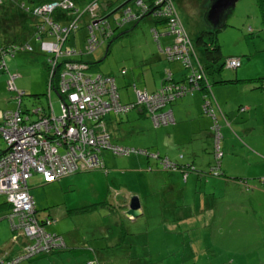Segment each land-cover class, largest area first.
I'll return each mask as SVG.
<instances>
[{
  "label": "rangeland",
  "instance_id": "obj_1",
  "mask_svg": "<svg viewBox=\"0 0 264 264\" xmlns=\"http://www.w3.org/2000/svg\"><path fill=\"white\" fill-rule=\"evenodd\" d=\"M173 2L194 42L199 36L194 31L210 30L204 20L210 0ZM84 24L82 19L79 28L69 34L63 50L68 46H83L87 34ZM153 26L159 29L151 15L127 23L116 30L117 37L110 43L106 41L83 56L91 62L88 73L114 78L121 104L134 100L132 80L125 84L129 74L134 71L135 81H139L141 68L158 64L149 60L158 51L151 31ZM204 37L209 41L208 35ZM216 40L222 58L213 67L205 68L209 81L214 87L219 86L214 92L212 107L219 110L220 105H225L229 109L224 112L228 117L226 123L241 121L238 132L233 124H227L228 127L221 121L220 111L219 114L215 111L219 137L216 147L214 132L209 137L200 135L188 141L184 129L179 127L173 136H166L167 125L154 127L145 112L142 118L138 117L139 107L119 114L110 112L107 117L115 118V123L112 120L107 127V121H102L113 142L149 152L158 150L160 157L177 164V169H163L158 160L145 155H114L103 150L108 157L105 167L110 170L106 175L105 171L96 169L45 184L39 173H33L28 185L35 202V216L53 219L48 228H82L86 239L94 237V247L115 243L101 251L110 253L109 260L115 261L114 264H264V187L257 180L264 175V24L258 0H238L216 33ZM34 47L33 52L5 56L8 71L17 75L16 90L8 87L6 70L1 71L0 122L4 112L17 109L14 99L17 90L25 93L22 110L48 106L45 54L36 42ZM42 51L50 50L43 47ZM196 51L204 64L203 46L196 45ZM230 56L241 59L240 67L234 70L225 65L217 70ZM234 71L239 74L238 81L229 82ZM219 80L227 82L219 84ZM49 99L55 115H59L61 100L55 91ZM245 105L251 114L239 110ZM191 111L194 121L199 120L195 110ZM229 113H233L231 119ZM249 114L247 121L245 117ZM200 123L204 122L200 120ZM240 126L253 127L252 141L244 136ZM175 139L180 143L175 144ZM216 153L220 156L216 157ZM218 161L220 171L223 166L230 178L247 179L249 188L239 186L233 179L224 181V177L210 174ZM133 195L138 197L143 211L140 209L139 216L129 219L125 209L116 204L122 200L127 205ZM107 199L119 201L108 205ZM2 228H10L5 217L0 219V242ZM5 238L12 240V232L8 231ZM23 263L26 262L18 264ZM105 263L109 264L108 260Z\"/></svg>",
  "mask_w": 264,
  "mask_h": 264
},
{
  "label": "built area",
  "instance_id": "obj_2",
  "mask_svg": "<svg viewBox=\"0 0 264 264\" xmlns=\"http://www.w3.org/2000/svg\"><path fill=\"white\" fill-rule=\"evenodd\" d=\"M72 6L68 1L52 2L42 10L51 11L57 5ZM172 7L167 6V14H172ZM173 21V19H171ZM51 28L61 30L57 24L50 23ZM175 24V23H174ZM92 33V28H89ZM64 32L65 30L62 29ZM175 33L173 42L164 48L170 60L181 59L189 65L192 46L189 39L182 34L181 28L172 27ZM62 42L46 43L53 56L47 58L49 66V84L47 96L54 91L51 86L53 73H57V91L60 94L61 113L55 115L50 102L47 108L35 107L21 112L23 91L17 90L14 99L15 111L4 112L0 122V194L10 204L5 218L13 233V239L19 236L29 241L25 252L18 258L4 259L0 264H15L21 258L33 252L46 251L61 246L62 242L52 233L45 231L33 216L34 200L29 192L27 180L33 173H39L43 182H52L67 174L82 170H93L102 166L99 154L110 150L115 154L128 155L138 152L134 148H124L110 141L102 117L109 110H124L121 105L113 77L100 73H88L85 62L65 61V57L74 53L63 50ZM98 40L91 35L87 40L86 50L92 51ZM239 58H228L226 66H239ZM16 74H8L7 85L16 90ZM202 74H193L190 81H197ZM169 90V88H166ZM189 89L176 87L174 92L159 90L154 94L135 89V104L142 105L155 126L172 123L171 110H162L177 95ZM50 101V100H49ZM245 109V108H244ZM243 110V108H242ZM217 147L218 135L214 132ZM156 158V153H149ZM220 153H216V157ZM165 164L169 165L166 159ZM264 181V178H263ZM56 238V240H52Z\"/></svg>",
  "mask_w": 264,
  "mask_h": 264
},
{
  "label": "trees",
  "instance_id": "obj_3",
  "mask_svg": "<svg viewBox=\"0 0 264 264\" xmlns=\"http://www.w3.org/2000/svg\"><path fill=\"white\" fill-rule=\"evenodd\" d=\"M62 1H68L69 3H71L72 6L64 7L61 4V5H57L56 7H54L51 11L42 10V7H44L45 5L49 3L62 2ZM258 4L261 9L263 24H264V0H258ZM168 5L172 7V11H173V13L169 15L167 14ZM147 15H151L153 19L156 20L154 22H156L158 25H161L162 28H164L165 34L170 36L168 41L164 42L165 44H163L162 46L158 45V51L159 53L163 55L164 59L167 60V62L179 63L181 66V70H180L181 74L178 77H175L170 69H166L164 77L162 78L160 85L158 86L156 90L148 91L144 88H138L133 83L132 87L134 88V91L135 89L143 90V91H147L150 94H154L159 90H165V92H174L176 87H179V88L184 87V88L189 89L186 93L183 92L181 93V95L179 96L177 95L173 100L169 101L165 105V107H163L162 110H171L168 107L171 103H173L174 101L186 95L192 94L195 90L204 91L205 92L204 97H207V95H210L209 99L210 98L214 99L213 90H212L213 84L212 82L209 81L206 75L205 68H207L208 66L213 67V64H217L219 60H221L222 58L220 46L218 45L217 40H216V33L220 29L214 30L210 28V30H206L204 28L201 30V32H199V36L194 42L190 38L186 30L173 0H0V72L1 71L5 72L6 70L8 74H12L8 71L6 67L5 56L6 55L15 56L16 53L18 52H33L35 50L34 43L36 42L38 49L42 53L45 54L44 65L48 73V79H47V86H48L50 76H49V66L47 64V58L53 55L50 53V51L49 52L47 51L46 53L42 51L44 42H47L49 40L51 43L62 42L61 47L63 48L64 41L67 40L69 34L73 30H77L79 28V22L82 19H84V23H85L84 26L87 28V34L83 41V46L78 47V48L77 47L66 48V49H70L74 51V53L65 57V61L85 62L86 64H88V68L90 69L91 62L84 60L83 56L90 54L100 44H103L106 41L110 43L111 39L117 37L115 36L116 30L122 28L127 23L137 22L138 20H140L141 18ZM171 19H173V21ZM50 23L57 24L61 30L56 31L52 29ZM172 27L181 28L182 34H184L191 43L193 52H191L190 54L189 65L184 64V62L181 59L170 60L169 58H167L166 54L164 53V48L167 45L172 44L173 38L175 37V33L172 31ZM89 28H92L93 30L92 33H90ZM62 29H64L65 31L63 32ZM127 31L128 30L120 32L118 36H121L123 33H126ZM151 31H152L155 41L159 44L161 32L158 30L156 26H153L151 28ZM91 35L97 38L98 44L92 51H87L86 43H87V40L91 37ZM204 35L209 36V41H205ZM195 44L198 46L200 45L203 46L204 64L201 63L200 61L199 55L196 51ZM231 57L239 58L235 56H230L228 58H231ZM228 58L224 60V62L217 68V70L222 69L223 66L226 65V61ZM240 65H241V59H240L239 66L232 68V69L235 70L238 67H240ZM124 73L125 71L122 70V74ZM193 74H202V77L195 82L190 81L191 76ZM238 78L239 77L234 76L233 79H230L229 82L238 81ZM57 80H58L57 73H53V77L51 79V86H53V89L56 92V94L60 96V94L57 91V87H56ZM225 82L227 81H221V80L217 81V83L219 84H223ZM166 88H169V90H166ZM207 98H203L204 101L206 100L210 102L209 99ZM21 106H22V102H21ZM123 106L126 107L124 110L115 111L111 109L108 112H106L103 115L102 120H104L105 115H107L110 112H114V114H119L122 112H127L128 110L134 107H137L138 105L135 103L133 104L127 103V104H123ZM204 107L207 109L206 114H208L211 117V121H212V126H210V133L217 132L218 131V118H217V115H215L214 113L215 110L209 104L208 105L205 104ZM242 108L244 107H240L239 109L243 111L244 109L242 110ZM26 110L27 109L22 110V107H21V112H25ZM144 111L147 114L145 108H144ZM220 113L223 118V119L220 118L221 121H224L226 123V119H227L226 115L224 114V112H222L221 109H220ZM148 117L150 118L154 127L162 126V124L155 126L151 119V116L148 115ZM227 124L229 123H226V125ZM110 141L112 142L111 138H110ZM114 144L122 146L124 148H134L132 146H123L117 143H114ZM134 149H137V148H134ZM137 150L140 154H144L145 156H148V157H151L149 153H156V152H149L145 149H137ZM110 152L114 155H121V154H115L113 153V151H110ZM156 155H157L156 160L159 161V164L162 165L163 169H177V164L172 163L166 157L161 158L157 153ZM123 156H129V154L123 155ZM99 159H100L102 166L94 168L93 170L100 169L106 172L103 161L101 160L100 157ZM164 159H166L167 162H169V165L165 164ZM87 171H91V170L76 171L75 173L87 172ZM210 172H211L210 174L212 175L224 177V179L227 181H230L233 179L235 180L236 183L239 184V186H243L246 189L249 188L247 184V179L240 178V177L230 178L229 176L226 175V173L223 170L220 171L219 161L214 164V168H212ZM263 178H264V175L261 177H258L257 180L264 187ZM28 180H27V183H28ZM43 183L46 184V182H43ZM28 188H29V185H28ZM2 196L4 198L5 203L10 208V204L6 201L5 196L4 195ZM35 212H36V208L34 206L33 216L37 219L38 223L42 226L43 225L45 226L44 228L45 231L52 233L55 237L59 238L62 244L61 246L57 248H51L46 251L33 252L32 254H30V256L21 258L15 264H18L19 262L21 263L23 261L28 262L35 258H39L40 256L51 255L52 253L59 252V251H65V250L73 251V250L80 249V248H70L68 246V243L64 240V237L61 234L48 231L46 229L47 225L54 223V220L47 216L42 219H38L35 216ZM7 213L5 214V216L7 215ZM103 232H106V230L104 229ZM91 241L92 240L89 239L86 243L84 242L85 244L82 246V250L85 252V254H81L78 257H76L78 258L79 264H107L105 263L107 260L109 264L115 263V261L109 260L110 253L106 252L107 254H104L101 252L104 249L106 251L108 248L115 245V243L109 247L105 246V247L100 248L98 246L93 247V243ZM16 242L18 243V245L20 244L19 245L20 247L18 249V252L15 255L7 257L5 252H1L0 256L4 255L5 256L4 259L7 260V259L18 258V256L23 255V253L25 252V249L23 248H25L27 244H30V242L28 240L25 241V239L24 238L22 239L21 237H19Z\"/></svg>",
  "mask_w": 264,
  "mask_h": 264
},
{
  "label": "crops",
  "instance_id": "obj_4",
  "mask_svg": "<svg viewBox=\"0 0 264 264\" xmlns=\"http://www.w3.org/2000/svg\"><path fill=\"white\" fill-rule=\"evenodd\" d=\"M178 1H181V0H178ZM154 21H156V20H154ZM158 26H159L158 30L161 32V36H160V43L158 44L156 42L157 43V49H158V45L162 46L163 44H165L164 42L168 41V39L170 38L169 35L165 34L164 28H162L161 25H158ZM185 28H186V26H185ZM186 30H187V28H186ZM187 32L190 36V31L187 30ZM194 32L199 33L201 31H194ZM49 42H50V40L47 42H44L43 44H46ZM44 46H47V45H43V47ZM68 47H70V46H68ZM149 60H151L152 62H157L158 64L151 65L150 67H148L146 69L141 68V70L138 72L139 81H135L134 71H132L129 74L128 78L125 80V84L127 82H129L130 80H132L131 81L132 85L134 83L138 88H144L148 91H154L160 85V82H161L162 78L164 77L166 69H170L175 77H178L181 74L180 64L176 63V62H173L170 64L169 62H167V60L164 59L163 55L161 53H159V51H157V55H155L154 57H152ZM152 68H155V70ZM234 76L235 77L239 76L237 71L235 72ZM216 87H219V86L217 85L215 87L214 86L212 87L213 95H214V92L218 91V90H216ZM132 91H133V95H134V100L131 101L130 103L126 102V104L127 103L128 104L135 103L136 96H135V91H134L133 87H132ZM204 94H205L204 91L195 90L192 94L186 95V96L174 101L173 103H171L168 106L172 110L174 121L170 124H167V126L165 127L164 132H165L166 136H168V137L173 136L172 133L173 132L176 133V129L181 127L184 129L183 131L185 132L184 134L187 135L188 141H192V138H194L195 136L200 137V135H204L205 137L206 136L209 137V134H211L210 133L211 117L205 113L207 111V109L204 107V105L209 104L210 106H212L213 99L212 98L209 99L210 95H207L208 98L204 97ZM57 96L60 98V96L58 94H57ZM203 98L209 99L210 102H208L206 100L204 101ZM119 99H120V96H119ZM49 100L50 99H48V102H50V104H51V101H49ZM197 104L199 105V107L197 106ZM122 105H123V103H122ZM137 107H139L138 111H137V115H138V117L142 118L143 113L145 112L144 108L141 105H138ZM242 107L245 108L243 111H250V114H251L250 108H247L246 105L242 106ZM220 109L222 110V112L229 110L226 108L225 105H222V106L220 105ZM220 109L219 110L217 109L215 111L218 113L220 111ZM230 109H232V107H230ZM191 110H195L194 114H196V116H197L196 118L199 120L194 121L192 114H191L192 113ZM234 113H236V112L234 111ZM250 114L245 117L247 119V121L250 118ZM232 117H233V113H229V118L231 119ZM226 118L228 119L227 116H226ZM105 120L107 121L106 126L108 127L107 123H112V120L114 121L115 118L111 119V117H107V115H105L104 121ZM200 120L203 121L204 123H200ZM240 122L241 121L233 120V123H229V124H231V125L233 124L237 128V132H238L239 131L238 125ZM114 123H115V121H114ZM165 125L166 124H164L163 126H165ZM248 125H249V122H248ZM244 126H240L241 131H245L244 136L247 139L252 141V136H251L252 132L251 131H252L253 127L251 126L250 129H244ZM228 127H230V126H228ZM105 129H106V127H105ZM180 130H182V129H180ZM225 131L227 132L226 129L224 130V132ZM174 142H175V144L180 143V141L178 139H175ZM113 143H115V142H113ZM107 151H109V150H107ZM105 153L106 152L102 151L99 154V157L103 161L104 168L106 169L105 164L107 163L108 157ZM156 153L160 156V152L158 150L156 151ZM136 154H140V153L138 152ZM141 155H144V154H141ZM164 156H166V155H164ZM154 159L156 160L155 157H154ZM139 161L140 160H137L136 162L139 163L140 165H142V163H140ZM263 164H264V162H263ZM220 168H221V166H220ZM222 168H224L223 169V171H224L225 167L222 166ZM262 168L264 170V167H262ZM262 168H261V170H262ZM113 170H116V168H114ZM102 171H104V170H102ZM109 171L110 170L106 169V172L105 173L102 172V173H104V175H106L107 173H109ZM32 176H33V174H32ZM224 181H227V180L224 179ZM29 192H30V190H29ZM0 197L3 198V196H0ZM123 198H124V200H126V197H123ZM117 201H119V200H117ZM106 202L108 205H110V204L113 205L112 203H116L113 201H109L108 199ZM122 204H124V205H122ZM116 205H118L119 207L123 206V207H125L124 209L126 210V202L121 200ZM34 206H35V202H34ZM140 209L142 210L141 207H140ZM8 210H9V206L5 203L4 198H3V201L0 202V219L5 217V214L8 212ZM48 227L46 228L48 231H52V232H56V233L61 234L64 237V240L68 243V246L70 248H80V249L79 250H73V251L65 250V251L55 252V253H52L51 255L40 256L39 258H35V259L28 261L26 263H23V264H79L78 258H76V257H78L81 254H85V252L82 250V246L89 239H91L92 240L91 242L93 243V247H94V237H89L88 239H86V237L83 236L82 228H68V227H66V228H54V229H52V228H48ZM1 231L3 233V240L0 242V244L2 242H5V243H4V245H2L0 247V253L5 252L7 257L15 255L18 252L20 244L18 245V243L16 242L17 240L13 239V233H12V240L9 239V241H8V239L5 238V235L8 233V231H11L10 228H2ZM19 237H21V236H19ZM87 245H88V243H87Z\"/></svg>",
  "mask_w": 264,
  "mask_h": 264
},
{
  "label": "water",
  "instance_id": "obj_5",
  "mask_svg": "<svg viewBox=\"0 0 264 264\" xmlns=\"http://www.w3.org/2000/svg\"><path fill=\"white\" fill-rule=\"evenodd\" d=\"M237 1L238 0H210L206 6L204 20L211 29L218 30L223 27L227 13L235 7ZM140 213V201L137 196L133 195L129 198L124 214L129 219H134L139 216Z\"/></svg>",
  "mask_w": 264,
  "mask_h": 264
},
{
  "label": "bare ground",
  "instance_id": "obj_6",
  "mask_svg": "<svg viewBox=\"0 0 264 264\" xmlns=\"http://www.w3.org/2000/svg\"><path fill=\"white\" fill-rule=\"evenodd\" d=\"M72 174H74V173H72ZM67 175H70V174H67ZM67 175H65V176H67ZM63 177V176H62ZM62 177H60V178H62ZM60 178H58L57 180H59Z\"/></svg>",
  "mask_w": 264,
  "mask_h": 264
}]
</instances>
